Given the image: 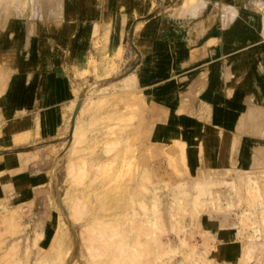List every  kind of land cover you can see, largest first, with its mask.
<instances>
[{
  "label": "rangeland",
  "instance_id": "1",
  "mask_svg": "<svg viewBox=\"0 0 264 264\" xmlns=\"http://www.w3.org/2000/svg\"><path fill=\"white\" fill-rule=\"evenodd\" d=\"M207 1L205 13L221 8ZM206 5L0 0V264H217L215 218L233 215L250 238L264 230V146L253 145L264 124L244 135L264 120V65L249 63L264 44L229 67L254 28L220 56L193 48L188 24L162 33L160 14L191 19ZM222 11L227 27L238 10ZM41 37L63 51L59 70L48 50L37 57ZM47 73L65 77L74 108L84 96L73 137L75 109L47 111L58 91Z\"/></svg>",
  "mask_w": 264,
  "mask_h": 264
},
{
  "label": "crops",
  "instance_id": "2",
  "mask_svg": "<svg viewBox=\"0 0 264 264\" xmlns=\"http://www.w3.org/2000/svg\"><path fill=\"white\" fill-rule=\"evenodd\" d=\"M81 1H86V2H91L94 0H81ZM207 5L205 6L204 10L202 11V14L199 15L198 17H191V19L183 18L180 15H176V13L169 12L168 15H161L160 12V17H161V24H163V29L162 33L165 34L166 32L164 31L165 28H170V26H178L182 27V24L185 26V24L188 26L187 29H185V32L190 34L191 37H189L188 41L189 42H194L193 48H197L199 50L206 49L208 51H214L213 55L220 56L221 51H229L234 49L233 46L231 45V40H233L234 34L239 33H245L246 36L250 35V27L254 30V34L250 37H243L241 38V42L237 44L235 41V45H237V51L240 50V52L237 53V57L231 56L228 59H224L223 63L221 62L220 64H224L225 66L233 67V66H240V67H246L247 65L250 64H255V65H264V57H259L255 61H250L249 63H245L246 61V56L245 53L248 52L252 47H260L262 44H264V14L261 13V11L258 10L257 7L254 6V3L256 0H214L213 6L216 5H221V8L216 10L212 8L210 12H207V9L209 6L212 4L210 1L204 0ZM220 3H219V2ZM226 1V2H225ZM250 1H253V3L249 4ZM259 1L258 3L260 5L264 6V0H257ZM222 3V4H221ZM231 5L233 7H236L238 10V15L235 18V20L230 23L229 26L224 27L222 23V7L223 5ZM251 8L257 9L256 13L254 14ZM173 13L174 15H171ZM232 13L235 14V12L232 10ZM250 19H253L257 26L252 25L251 21H248ZM199 20V22H195V20ZM204 19L209 20V28L207 33L198 38V30L202 28L200 25V22L203 21ZM248 23V26L246 24ZM193 24V25H192ZM82 27L80 28V33L79 34H86L89 35L91 32L90 27H86V25L83 23L81 24ZM37 26H32V34H41L42 32L40 29L36 28ZM240 29V31H239ZM170 31V30H169ZM197 32V33H196ZM263 35H262V34ZM30 38V36H29ZM217 42V45L215 47H209L207 46V43L210 41ZM29 41V40H28ZM26 44V48H28L29 44ZM261 42V43H260ZM260 43V44H258ZM28 45V46H27ZM191 47V46H189ZM135 48V46H134ZM42 50H48L51 54V59L49 62L53 67H56L57 70H59L58 66L61 65L62 63V57L61 53L56 56L57 51L60 50V52L63 53V51L59 48H51L48 41H46L45 38L41 37L37 41L36 44V55L37 57H41L38 55H41ZM263 50L260 49V54ZM138 54L141 57V60L143 61L145 58V55H143L140 51H138ZM232 54V53H231ZM229 53V55H231ZM212 55V56H213ZM233 55V54H232ZM211 56V57H212ZM234 58V59H233ZM29 62L32 61L34 64L37 63L36 59H29ZM145 61H143L141 64H139L136 68L137 69L141 68L144 65ZM191 62H189L190 64ZM231 69V68H230ZM230 71V70H229ZM133 74V73H132ZM131 74V75H132ZM48 78L47 83H51L54 87L57 88V92L55 94L54 99H52L50 102H48L49 106L47 107V111L52 113L54 116L58 115L56 114L59 112L62 114L65 110H67L70 106H72V111H71V116L73 112V104H72V99L69 97L71 96V91L68 88L67 84L65 83V77H63L60 74H44ZM222 76V74H221ZM44 77V76H43ZM248 95L245 96V98ZM263 101L264 104V99L260 97ZM58 116L55 118L57 119ZM264 124V120H261L260 122H257L254 125H246L247 126V131L244 133V135H252V133L255 135V126H260L261 124ZM250 126V127H249ZM260 129V128H259ZM263 129V127H262ZM252 133H251V132ZM258 137V141L253 143L254 146H259L262 147L264 146V139L262 133L259 131V133L256 135ZM24 154V152H18L17 155ZM229 157H227V161ZM229 165L227 164V167ZM235 217L231 215V218H229L226 221V226L222 227V220L221 218H215V222H213L216 227L215 231V245L213 251H217V264H264V230L259 226L258 233L256 234V237L250 238L251 234L248 233H242L240 234V230L238 229L237 224L235 223ZM214 221V219H212ZM249 254V255H248Z\"/></svg>",
  "mask_w": 264,
  "mask_h": 264
},
{
  "label": "bare ground",
  "instance_id": "3",
  "mask_svg": "<svg viewBox=\"0 0 264 264\" xmlns=\"http://www.w3.org/2000/svg\"><path fill=\"white\" fill-rule=\"evenodd\" d=\"M201 3H200V1H198L196 4H194V6L196 7H198L199 5H200ZM195 7H192V9L193 8H195ZM230 18H228V20L229 19H233V17H234V13H232L231 12V15L229 16ZM199 32H201V30H198V33ZM197 33V32H196ZM80 100V98H78V99H76V102H75V108L74 109H76V106H77V103H78V101ZM80 108H81V106H80ZM80 110V109H79ZM74 112H75V110H74ZM79 112V111H78ZM77 115H78V113H77ZM77 115L75 116V118H74V120L72 121V129H71V132H70V134H71V136L73 137L74 136V134H75V123H76V117H77ZM73 117H74V114H73ZM101 234V235H100ZM99 235L101 236V237H103V236H106L105 234H103V233H99ZM105 240V239H104ZM103 240V241H104ZM102 241V242H103ZM106 242H107V240H106ZM109 242V241H108ZM107 242V243H108ZM105 243V242H104ZM104 243H102L101 245L99 244L97 247H96V249H98L99 250V252L101 251V253H103V254H105V252H106V247H105V245H104ZM108 245V244H107ZM108 248V247H107ZM110 248V247H109ZM105 249V251L103 252V250ZM97 251V250H96ZM94 252H95V249H94ZM100 254V253H99ZM98 254V251L96 252V255L98 256L99 255ZM102 255V254H101ZM107 256V255H106ZM110 256V255H109ZM108 259V258H107ZM102 262L103 261H101V263H100V261L98 262V264H102ZM106 263V262H105ZM104 262H103V264H105ZM107 264V263H106Z\"/></svg>",
  "mask_w": 264,
  "mask_h": 264
},
{
  "label": "water",
  "instance_id": "4",
  "mask_svg": "<svg viewBox=\"0 0 264 264\" xmlns=\"http://www.w3.org/2000/svg\"><path fill=\"white\" fill-rule=\"evenodd\" d=\"M83 95L81 96V98H80V100L78 101V103H77V106H76V109H75V112H74V117H73V120H74V118H75V116L77 115V113H78V111H79V109H80V106H81V104H82V99H83Z\"/></svg>",
  "mask_w": 264,
  "mask_h": 264
}]
</instances>
